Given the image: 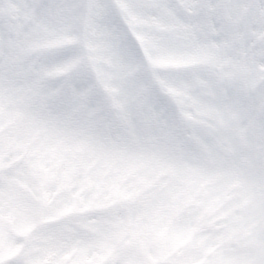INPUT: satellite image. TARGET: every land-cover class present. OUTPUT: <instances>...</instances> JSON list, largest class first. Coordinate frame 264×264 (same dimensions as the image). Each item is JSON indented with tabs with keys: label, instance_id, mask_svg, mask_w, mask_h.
I'll return each instance as SVG.
<instances>
[{
	"label": "rangeland",
	"instance_id": "374dc122",
	"mask_svg": "<svg viewBox=\"0 0 264 264\" xmlns=\"http://www.w3.org/2000/svg\"><path fill=\"white\" fill-rule=\"evenodd\" d=\"M187 1L194 3L195 0ZM173 6L165 7L160 23L163 28L158 33L153 32L148 22L144 21L150 15L144 13L142 19V14H140L142 11L136 12L135 10L134 14L138 20H143L145 23L144 26L137 24L135 29L137 35L130 32L139 48L141 47L140 38L145 37L147 52L143 47L141 54L146 67L149 69L164 68L165 71L160 73L164 85L179 93L182 98H187L186 102L192 106V112L189 114L193 113V117L198 122L196 127L198 134L202 132L200 126L210 132L208 133L209 141L203 140L205 155L202 150H188L185 143L180 144L177 151L167 150L164 135H167L168 125L160 126V120L166 121L158 116L157 109L152 105L154 98L152 101L147 98L145 102L146 97L144 96L138 101V104L145 102L148 105L143 109L140 106L137 113V121L140 120L139 123L144 125V128L140 130L135 119L128 118L136 98L137 83L131 77L126 78V74L129 70L131 74L136 63L132 59L130 48L121 44L119 33H113L109 38L97 37L95 41L97 49L90 48V50L96 67L99 62L108 65L112 62L114 66L108 74L104 72L103 74L108 78L112 74L110 80L117 90L116 98H118L122 114L128 118L131 131L130 144L126 145L122 141L115 140L102 143L98 135L88 139L85 138L87 134L84 133L78 139L59 138L60 134L59 137L53 135L49 126L45 124L48 120L45 114L39 112L43 122L32 119L30 113L21 118L20 104L28 102L26 97L30 95L32 87L30 82H25L24 72H18L16 64L10 63L14 40H12L13 36L5 38L4 33L11 35L13 25L7 20L6 5L3 4L0 15V42H2L0 47V112L3 116L0 114V122L5 125L3 131L17 126L19 122L21 125L16 131L12 130L10 134L0 135V158L5 159L6 155L11 154L12 151H16L13 155L20 150L27 151L26 163L44 168V165L48 164L50 167V163H54V158L59 164L61 161L58 160L62 158V154L73 148L82 151L85 165L89 160L94 163V166L96 163H101V171H103L101 180L98 181L94 174L91 176L86 173L84 178L82 177L83 182L70 181L69 184L73 188L54 200H49L50 208L46 212V214L49 213V217L56 219L71 213H74L73 217L78 215L75 212L87 208L93 209V213L88 218L90 224L96 221L94 218L98 217L100 212L111 208L112 203L120 202L122 197L133 196L139 181L151 177L150 173L154 172L157 177L161 176V179L157 178L151 190L141 194L140 200L127 209L125 215L115 218L112 228H105V231H108L116 230L115 224L121 228L126 226L128 237L131 240V242L127 241L129 244L126 247L127 252L120 257L122 259L119 258L120 262H116L117 264H143L135 258L138 254L143 257L150 255L145 250L148 232L162 230L165 224V218L163 220L162 216L166 212L171 215L178 210H183L184 200L193 201L192 210H196L194 215L197 213L199 215L197 220L201 219L202 213L209 212L211 216L207 223L215 228L213 233L208 230L207 236L204 237L206 233H202L203 226L200 222L195 227L197 232L193 242L202 244L205 240H209L225 246L224 251L219 248L215 249L216 251L205 264H216L223 260H236L238 264H243L240 263V255L246 257L247 262L251 261L252 264H264V205L261 201L264 198V112L262 111L264 106L261 105L264 102V86L255 84L257 75L252 72L253 69L247 68L244 76L242 72L234 68L221 70L218 51L213 47L216 43L214 40L212 43L211 37L203 40V35L196 28L194 12L176 15V8L180 7ZM99 17H101L102 25L103 22L108 23L105 10L102 9ZM21 20V13H19L16 21L21 22ZM35 26L36 23H33L30 29H25L27 37L32 38L34 45H41L42 39L52 38L51 33L46 34L38 29L35 30L37 34L33 32L31 35V30ZM204 30H210L208 23L204 25ZM71 38L72 34L67 37L63 36L62 40L64 42ZM202 62L208 64L207 69L198 65ZM243 62H246V59H243ZM2 67L6 68L5 71ZM221 72H224L226 77L224 79L226 84L223 83V87L228 97L230 96V99L226 101L220 100L218 89L215 86L216 79ZM18 79L22 81V84L16 83L20 82ZM20 96L23 100L19 99ZM240 99L245 103L241 104ZM251 104L255 106V109L249 110ZM258 116L260 118H257ZM80 123L82 126L83 123ZM75 128L78 130L80 127L75 126L73 130ZM141 131L146 134L139 136ZM216 143L222 146L221 150L215 147ZM82 146L86 149L84 153ZM239 147L245 149L244 163L236 157L240 156ZM225 149L231 150V154L234 155L232 159L228 160L225 157ZM206 156L209 157L210 163ZM15 170L16 173L8 177L9 182H19L22 186L28 187L24 184V176L19 174L23 172L21 166H17ZM55 173L58 172L53 171L49 176L59 179V175H53ZM163 173L165 175H162ZM90 176L91 179L86 187L84 180L87 178L85 177ZM26 179L32 178L27 177ZM62 180L63 178L61 182ZM30 181L33 184V180ZM68 188L71 187L68 186ZM16 213L19 221L30 219V215L24 208H19ZM179 218L180 221L167 233V237L170 235L172 246L185 240L188 225H190V220L182 214ZM224 222L231 224L229 227H223ZM234 222H237V225L232 227ZM253 223H256V226ZM220 226L222 229L219 230ZM4 229V225L0 222V264H16L4 260L8 253L6 248L10 246L12 251L15 249V245L4 236ZM103 234L104 231H102V236ZM55 236H62V234ZM55 242L60 241L47 239L48 244ZM244 244L251 245V249H248L246 253L236 250ZM192 248L191 245L181 247L184 253L181 263L192 264L186 255ZM55 252L56 250L53 251ZM90 256L91 254L84 252L75 257L73 264H86ZM130 256L134 259L131 260ZM165 256L169 258L170 255ZM53 257L57 259L56 256L53 255ZM197 258L198 255L196 260ZM33 260L39 261L38 256H34ZM159 264H165L164 259Z\"/></svg>",
	"mask_w": 264,
	"mask_h": 264
},
{
	"label": "trees",
	"instance_id": "16d2710c",
	"mask_svg": "<svg viewBox=\"0 0 264 264\" xmlns=\"http://www.w3.org/2000/svg\"><path fill=\"white\" fill-rule=\"evenodd\" d=\"M30 1L31 3H35L34 15L36 16V19H37L36 25L38 26V29L42 31L43 33L45 32H48V34L51 33L53 39H57L59 38V36L65 35L66 33L64 32L68 30V27L72 25L74 18L76 19V21L78 19V13H77L78 0H75L76 1L75 4L73 0L70 6L68 7L65 6L66 3L64 2L68 1L69 3V0H5V2L7 3V11L11 13L13 9H17L16 7L18 5L22 6L23 8H26V6L28 5ZM229 7H231V11H232L231 15L232 16L233 14L237 16L239 15V17H241L239 23H241L242 25L246 27L244 31L241 33V35L244 36L245 39L242 38L241 40H238L239 45L241 46L243 44V45L249 46L251 49L254 50L255 56L257 55L259 56V57H256V61L253 63L254 65L253 70H254V73L258 74L257 78H259L262 82H264V0H231L228 3V5L225 3V0H212V6H210V13H211V17L213 18V24L216 25V27L219 29V34L216 37L221 39V41L217 40L218 41L217 44L219 45V48H218L219 55H220L219 60H221L223 65L227 64L228 61L235 62L240 68V70L244 71L242 73L245 74L246 69L249 66L247 65L244 66L243 64H240L239 59H238L239 57L243 55V50L241 49L238 52L232 51L229 45H227V41H230V40L237 41L236 39L238 38L236 29L234 28V26H233V33L230 32L228 28L229 25H231L229 24V22H231L232 19H228L226 21V18H225V14L227 13V10ZM239 23H236V24L239 25ZM251 54H253V52ZM40 67L41 68H39L37 72L30 71L28 73V77L32 79L36 78L37 76L39 77L40 76L39 72L40 71L45 72L48 68L47 65H44V66L42 65ZM43 76H45L44 77L45 79L49 77L47 76V74L46 75L44 74ZM37 94L40 97L44 98V97H47V95L49 94V91H46L45 87H43L39 91H37ZM29 99L30 101L23 102L20 104L24 114L30 113V117H32V119L37 120L38 122H43L42 117L39 114V112L45 114L46 115L45 117L48 119L47 122H45V124L49 126L48 128L51 129L53 135L58 136L60 134V137L58 136L59 138L61 137L69 138L71 134L68 133L67 131H70L72 133L74 132L73 137H76V139H78L80 137V134L82 133L87 134L85 138H88V139L95 137L97 135L95 132L85 131L81 129V127L78 130H76V128L75 130H73L75 127V122L84 121V123L86 124H89V123L95 124V122L92 119L88 120V118L84 116L87 108L85 110L83 105L86 106V102L84 103V102L79 101V103L75 104V107L74 105L67 107L64 113H57V111L53 108H47L44 110L41 109L40 103L37 98H33V99L29 98ZM29 99H26V101ZM55 118H59L60 121H56ZM81 118H82V121L80 120ZM42 133L44 132L42 131ZM104 137L116 138L117 136L110 132L108 134H104ZM187 137L191 139V133H189ZM129 139H130V136H129ZM81 149L83 150V153L86 152L85 147L82 146ZM53 161L55 162V158ZM59 161H61L59 164L56 163L55 166L51 168L52 169L51 172L53 171L58 172V173H55L54 175H59L60 177H62L66 173L69 176L72 175L74 179L75 178L81 179L82 175L87 172L86 169H88L89 166L94 164L93 162L89 160V162L85 165V160L83 159L82 151L79 150L75 154V150L73 148L70 149L67 153L62 154V158ZM101 167H102L101 163H96L89 173L90 174L92 173V175L94 174L95 177L98 179L100 177L98 172L100 174L101 172H103L101 171ZM47 169L48 168H45L43 170L45 175H46ZM51 172L47 174H51ZM150 174H151V177L139 181L142 187L144 186V184H147L149 181H151V179H153L155 175L154 172ZM162 175H165V173H163ZM91 176L87 178V180L91 179ZM11 198L13 199L11 200ZM4 199L6 200V204H5L6 210L4 211L6 215L9 213V210L11 208L12 209L14 208V206L16 208L26 206V207L33 208V210L35 208V206H32L30 202H26V201L24 202L22 198L19 197L18 193L8 195V197L4 195ZM12 202L14 205L12 204ZM122 206L124 205H118V207L112 208L108 214H110V216L112 217H120V216L125 215L127 210L122 209ZM167 213L169 212H166L162 216V218H165L164 227L168 222L167 220L168 217L171 216L170 214H167ZM184 217H186V219L188 220H193L194 212L192 210L191 211L186 210V214L184 215ZM80 218L82 217H77L72 223H78ZM83 220H84V217H83ZM178 221H180V218L174 220V222L172 221L171 225L175 226V224ZM101 223L102 225H107L103 223V221H101ZM14 225H16L19 228L23 227V229L24 227H26L25 223H22L19 225L18 220H15ZM188 226H191V225H188ZM123 228L118 227L116 224H115L116 230L105 231V228H104L105 235L102 236L104 239L102 242H104V245L108 249L110 246L113 245V242L116 239L120 241L123 240V237L121 236L123 232H120ZM82 233H83V227H78V230H74V236L76 237L80 238L83 235ZM152 234L154 236H157L158 231H155V233L153 232ZM123 236L126 237L125 235ZM46 247L47 246H45V243L43 242L42 244L37 246V248L40 249L39 250L40 253L43 255L47 254L46 251H44L47 249ZM208 247H209L208 242L206 241L204 245L201 247V251L205 252L208 249ZM88 249L93 250L94 248L92 246H88ZM248 249L249 247H244V246L240 247L241 252L246 253ZM100 254H101V251H100Z\"/></svg>",
	"mask_w": 264,
	"mask_h": 264
}]
</instances>
